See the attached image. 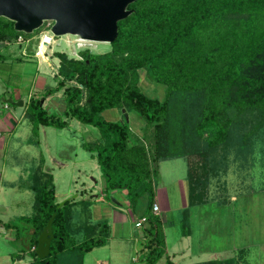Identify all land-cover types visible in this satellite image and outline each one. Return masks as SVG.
I'll return each mask as SVG.
<instances>
[{
    "label": "trees",
    "instance_id": "trees-1",
    "mask_svg": "<svg viewBox=\"0 0 264 264\" xmlns=\"http://www.w3.org/2000/svg\"><path fill=\"white\" fill-rule=\"evenodd\" d=\"M126 8L131 12L116 22L117 34L107 50L83 49L79 59L55 52L56 85L51 91L60 90V96L51 105L58 111L42 107L39 98H29L23 116L31 128H63L67 118L95 127L97 137L81 146L94 156L104 190L124 189L132 207L138 197L146 198L140 264H154L162 256L163 264H176L165 253L160 217L151 212L155 165L161 157L200 156L201 177L186 170V203L179 212L181 235H190L188 209L213 201L203 196L207 160L217 163L209 154L216 148L225 153L228 147L246 153L251 137L264 129V0H134ZM18 35L26 40V33L15 31L12 21L0 17V42H14ZM139 70L161 87V97L140 88ZM51 91L47 88L44 94ZM111 108L143 121L151 134L148 146L128 143L127 125L101 115ZM162 140L165 153L160 150ZM224 161L225 156L217 172ZM28 181L31 211L19 220L30 226L31 264H83L85 253L105 242L106 221L73 220L71 199L57 207L52 174L41 163L31 169ZM225 198L216 204L228 205ZM51 214L48 253L38 258L37 235ZM2 227L15 225L2 222ZM190 264L236 262L225 257Z\"/></svg>",
    "mask_w": 264,
    "mask_h": 264
},
{
    "label": "rangeland",
    "instance_id": "rangeland-1",
    "mask_svg": "<svg viewBox=\"0 0 264 264\" xmlns=\"http://www.w3.org/2000/svg\"><path fill=\"white\" fill-rule=\"evenodd\" d=\"M44 33L51 37L49 44L40 40ZM26 34V40L16 37L14 42H0V223L15 225L10 231L0 225V264L10 262L6 251L22 253L27 247L30 226L19 217L31 211L33 197L27 188L28 174L38 163L52 174L55 200L58 203L65 199L75 201L73 220L76 217L77 220L104 218L110 224L107 244L85 253L83 264H97L101 259L108 260V264H140L139 248L145 224L135 227L134 222L143 216L146 198L138 197L132 207L127 205L124 189L104 190L94 156L81 146L82 142L97 137L96 128L74 118H67V126L63 128L40 125L31 128V123L23 116L29 98H39L42 107L58 111L52 107L56 104L51 105L60 96V90L51 91L56 85L53 74L58 58L55 52L79 59L80 50L102 52L108 49V43L88 41L71 34L55 36L44 26V21ZM13 74L18 76L17 80ZM12 83L17 85L14 87ZM138 85L149 95L162 96L161 87L146 80L142 70H139ZM47 88L51 92L44 94ZM7 93L15 104L4 101ZM18 100L22 104H16ZM101 115L127 125L128 143L145 146L150 143V132L135 114L111 108ZM250 141L246 153L234 152L228 147L225 153L216 148L209 154L217 163L207 160L208 182L203 196L213 201L188 209L191 234L187 236L181 235L179 227V212L186 203L185 173L190 169L193 174H199L196 177H201L200 156L183 153L158 159L157 173L152 178L154 197L165 253L176 264L228 257L229 250L237 245L249 249L243 250L251 258L248 263L264 264V129L260 128ZM164 149L162 140L161 153H165ZM223 154L224 167L217 172ZM97 194L102 200L92 204L90 212L85 206L87 202L81 198ZM224 198L230 200L228 205L216 204L215 200ZM14 231L17 235L10 239ZM163 260L164 256L154 264H163Z\"/></svg>",
    "mask_w": 264,
    "mask_h": 264
},
{
    "label": "water",
    "instance_id": "water-1",
    "mask_svg": "<svg viewBox=\"0 0 264 264\" xmlns=\"http://www.w3.org/2000/svg\"><path fill=\"white\" fill-rule=\"evenodd\" d=\"M134 0H0V17L12 21L15 31L30 33L43 21H51L49 31L55 35L71 34L88 41L111 42L117 34L116 22L125 18ZM7 103H14L6 94ZM15 104V103H14ZM16 104H22L18 100ZM62 202L57 204L59 207ZM53 214L37 235L35 253L43 258L52 238Z\"/></svg>",
    "mask_w": 264,
    "mask_h": 264
},
{
    "label": "crops",
    "instance_id": "crops-1",
    "mask_svg": "<svg viewBox=\"0 0 264 264\" xmlns=\"http://www.w3.org/2000/svg\"><path fill=\"white\" fill-rule=\"evenodd\" d=\"M91 198H93V199H91ZM91 198H81L82 201L87 202V205H85V206H87V209L90 210V212H91V205L94 204V203L96 204L97 203L96 201H101L102 200V198H100L98 194L95 195V196H92ZM154 203L157 204V202L155 200V197H154ZM90 218H89V220H90ZM99 220H105L106 223H107V226H108V235L105 237V242L101 245V246H103V245L107 244V242L109 240V234L111 232V227H110V224L108 223V221L106 219H104V218L103 219H93V220L91 219L90 221L91 222H96V221H99ZM0 225L2 227V222L0 223ZM4 230L5 231H10L12 229H8V230L7 229H4ZM13 236H14V233H13ZM13 236L10 239H15V237H13ZM31 249H32V245H30V233H29V238H28V241H27V247H26L25 251L24 252L21 251L22 253H20V252H14L12 250L11 251H6V253H8L7 254L8 255L7 257L10 259V262L9 263H5V264H31V261H30L31 260V255H30V250ZM243 250H249V249L246 248V247L238 246V245L237 246H234V247H232L229 250L230 251V255L229 256L230 257H233L235 259L236 264H251V262L248 263V261H250L251 258H249V255L245 254L243 252ZM223 258H225V257H223ZM108 262H109L108 260H104V259L102 260L101 259V260L97 261V264H108Z\"/></svg>",
    "mask_w": 264,
    "mask_h": 264
},
{
    "label": "built area",
    "instance_id": "built-area-1",
    "mask_svg": "<svg viewBox=\"0 0 264 264\" xmlns=\"http://www.w3.org/2000/svg\"><path fill=\"white\" fill-rule=\"evenodd\" d=\"M45 22L47 24H45ZM50 24H51V22L49 23L48 21H44V26H46V28H48L50 26ZM17 39L18 40H21V41L23 40V38L20 35L17 36ZM40 40H41V42L43 44H49L50 41H51V37L48 34L44 33L41 36ZM157 210H158L157 204L156 203H153L152 208H151V212L152 213H157ZM145 220H146V217L145 216L139 217L137 220H135L134 226L135 227H140L145 222Z\"/></svg>",
    "mask_w": 264,
    "mask_h": 264
}]
</instances>
